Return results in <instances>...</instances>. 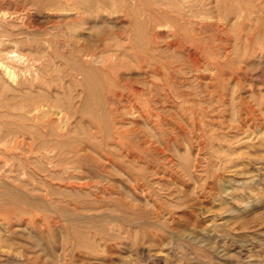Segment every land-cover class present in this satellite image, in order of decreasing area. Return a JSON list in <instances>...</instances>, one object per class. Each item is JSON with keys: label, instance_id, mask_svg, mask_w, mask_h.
Here are the masks:
<instances>
[{"label": "rangeland", "instance_id": "rangeland-1", "mask_svg": "<svg viewBox=\"0 0 264 264\" xmlns=\"http://www.w3.org/2000/svg\"><path fill=\"white\" fill-rule=\"evenodd\" d=\"M0 264H264V0H0Z\"/></svg>", "mask_w": 264, "mask_h": 264}, {"label": "bare ground", "instance_id": "bare-ground-1", "mask_svg": "<svg viewBox=\"0 0 264 264\" xmlns=\"http://www.w3.org/2000/svg\"><path fill=\"white\" fill-rule=\"evenodd\" d=\"M22 19V18H21ZM18 57V56H17ZM6 85V84H5ZM10 89V88H9ZM35 99V98H34Z\"/></svg>", "mask_w": 264, "mask_h": 264}]
</instances>
